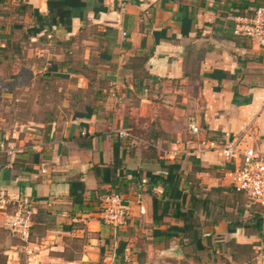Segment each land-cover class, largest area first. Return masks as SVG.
<instances>
[{"label":"crops","instance_id":"1","mask_svg":"<svg viewBox=\"0 0 264 264\" xmlns=\"http://www.w3.org/2000/svg\"><path fill=\"white\" fill-rule=\"evenodd\" d=\"M59 1L0 0V24L18 21L15 27L31 42L28 50L50 57L45 74L59 86L46 126L27 127L40 138L28 141L12 129V140L0 139V192L10 200L7 209L19 202L32 208L26 241L2 225L0 212V264H143L136 243L111 244L112 229L100 218L101 196L114 190V182L131 198L123 227L148 231L145 264L173 257L177 264H254L264 251V206L233 215L210 210L206 193L199 195L227 190L233 163L215 151L166 160L109 129L129 128L167 147L186 137L185 119L193 115L201 136L226 140L246 129L245 144L264 153V48L233 30L237 14L264 0H67L65 8H54ZM48 14L51 24L28 36L25 29L35 25L36 15ZM4 27L0 47L11 38ZM114 142L122 157L115 173L106 175L102 168H112ZM167 163L179 165L186 197L205 198L206 210H153L152 217L151 194L161 198L166 188L149 184L145 173ZM183 166L191 173L182 174ZM198 166L204 170L196 171ZM72 180L83 184L79 201L69 195ZM187 212L192 226L185 233L169 239L152 234L180 226ZM193 232L204 249L196 248Z\"/></svg>","mask_w":264,"mask_h":264},{"label":"built area","instance_id":"2","mask_svg":"<svg viewBox=\"0 0 264 264\" xmlns=\"http://www.w3.org/2000/svg\"><path fill=\"white\" fill-rule=\"evenodd\" d=\"M235 35L243 36L264 48V3L255 6L250 14H237L234 18ZM124 36L125 32H121ZM47 38L50 35H46ZM186 137L176 140L171 145L163 147L156 142L136 133L129 128H110L109 133L128 139L133 144L153 149L166 160H173L182 155L200 158L205 152H218L220 158L234 166L227 171L230 187L233 191L243 193L250 200L264 206V153L256 152L244 142L246 129L238 134L222 140L217 137L201 136V127L193 115L185 119ZM83 135L84 132H81ZM11 153L13 145L4 148ZM144 182L147 180L143 179ZM134 202L138 204L139 212L144 208L140 203V194H134ZM131 201L127 195L118 191L106 192L101 196L99 215L103 223L116 230L126 224L128 206ZM8 197L0 192V212L2 225L15 232L23 241L28 240L32 220V208L27 202H19L11 211L7 207ZM254 264H264V251L259 250Z\"/></svg>","mask_w":264,"mask_h":264},{"label":"rangeland","instance_id":"3","mask_svg":"<svg viewBox=\"0 0 264 264\" xmlns=\"http://www.w3.org/2000/svg\"><path fill=\"white\" fill-rule=\"evenodd\" d=\"M16 22L18 21L12 20L10 24H0V30L4 29V26H7L8 30H12L10 40L8 39L7 44L0 47V85L6 84V86L0 87V130L4 132L0 139L3 141L9 140V134L14 129L20 138L35 141L41 137V133L36 135L34 131H30L27 127L43 129L46 126L48 119L45 114L50 110H54L58 105L57 90L59 86L55 85L53 78H48L45 74L50 57L42 55L41 52L33 53L28 50L31 42L29 39H24L22 28L18 30L15 27ZM22 24L23 26L27 25L26 23ZM45 40H47V37ZM14 44H17V46L20 44V46L15 48ZM37 47L42 48L40 42ZM133 145L138 149L144 147L139 144ZM184 170L187 171L186 173L189 171L191 173V169L189 170L186 166H183L181 169L182 174ZM140 183H142L141 179ZM136 188L133 186L129 190ZM113 191L117 190L114 189ZM204 193L210 200V210H231L230 214L233 215L234 210H261L260 205L253 203L243 193L233 191L230 186L225 191H199V195ZM130 228L126 226L116 230L112 229V233L108 235L109 241L115 246H118L121 242L133 245L136 243L140 248V253L145 256L143 263L145 264L148 257L146 251L148 231L144 232L139 228ZM183 242H186V240ZM254 249L256 251L258 248ZM107 250H110V248L107 247ZM176 260L173 257L171 262L163 259V261L158 260L154 264H177ZM117 264L127 263L121 261Z\"/></svg>","mask_w":264,"mask_h":264},{"label":"trees","instance_id":"4","mask_svg":"<svg viewBox=\"0 0 264 264\" xmlns=\"http://www.w3.org/2000/svg\"><path fill=\"white\" fill-rule=\"evenodd\" d=\"M67 0H60L59 2H54V8H65ZM51 5V4H50ZM251 12H245L241 14H250ZM64 16V24L66 28H69V13L67 12ZM42 17L40 15H36V23L33 26L27 27L25 32L28 36H34L42 31L46 26L51 24L50 16ZM49 18V19H48ZM239 36V35H237ZM149 138V137H148ZM119 142H114L112 144V168H102L104 174L109 175L110 172L112 174L115 173L116 168L119 166V160L122 157L119 152ZM196 171H202L204 168L198 166L195 168ZM97 168H94V173L97 174ZM120 171H118L119 174ZM117 174V176H118ZM145 176L149 182V184L158 183L163 185L166 189L163 190L161 194V198H157L155 195L151 194V209H152V217L153 210H206L207 209V201L205 198H198L195 194L190 193L187 196L186 190H183L181 187V175L179 172V165L176 163H167L160 164V171L150 172L147 171ZM115 179V178H114ZM112 180H109V182ZM117 181V180H116ZM117 182L112 184V187L119 192L122 188L117 185ZM119 189V190H118ZM84 190L83 184L79 180H72L69 182V195L73 198L74 201H79L81 194ZM163 213V212H162ZM160 214L159 218H161L165 214ZM180 213V212H179ZM191 212L181 213L180 218L183 220V223L179 225H170L165 229H153L152 234L154 236H163L166 239L177 235L179 231L185 233L189 230V227L192 226L190 224L191 220ZM155 218V216H154ZM259 226V222L257 223V227ZM193 241L196 244L197 249H204L205 247L201 245L200 239L194 236L193 232Z\"/></svg>","mask_w":264,"mask_h":264}]
</instances>
